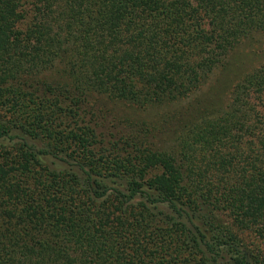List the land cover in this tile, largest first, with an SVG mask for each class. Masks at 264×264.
Segmentation results:
<instances>
[{
  "label": "trees",
  "instance_id": "16d2710c",
  "mask_svg": "<svg viewBox=\"0 0 264 264\" xmlns=\"http://www.w3.org/2000/svg\"><path fill=\"white\" fill-rule=\"evenodd\" d=\"M254 33L264 0H0V264H264Z\"/></svg>",
  "mask_w": 264,
  "mask_h": 264
},
{
  "label": "rangeland",
  "instance_id": "374dc122",
  "mask_svg": "<svg viewBox=\"0 0 264 264\" xmlns=\"http://www.w3.org/2000/svg\"><path fill=\"white\" fill-rule=\"evenodd\" d=\"M260 48L262 50L264 48V33H254L251 36L242 39L236 47L232 48L227 58L229 61L232 59L238 60L235 62L236 64H242L240 66L241 68H243V66H253L254 64H257L259 62H264V50L263 52H261ZM247 63H250V65H248ZM222 75H224V72L219 73L218 75L217 73L213 75L205 85H203L198 91L195 92V95L199 96L203 93L211 96L213 94H216L223 98L220 102L228 100V98H225L228 93L227 89H225V87L223 86H219V78H222ZM215 86L216 89L214 90V92H212ZM193 95L194 93L191 95V97ZM102 101L93 102L101 110H96L95 113H89L88 116L91 120L98 124L97 129L101 130L104 136H106L107 138H114L121 131L128 128L129 122L126 120L125 115L128 114L129 109L122 103ZM157 134L159 139H163V132H158ZM43 160L45 162L49 161L48 158H43Z\"/></svg>",
  "mask_w": 264,
  "mask_h": 264
}]
</instances>
